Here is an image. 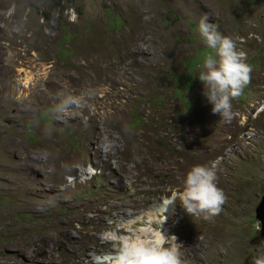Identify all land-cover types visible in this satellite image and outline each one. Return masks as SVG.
Here are the masks:
<instances>
[{
    "label": "rangeland",
    "instance_id": "374dc122",
    "mask_svg": "<svg viewBox=\"0 0 264 264\" xmlns=\"http://www.w3.org/2000/svg\"><path fill=\"white\" fill-rule=\"evenodd\" d=\"M204 15L251 68L229 119L196 78ZM0 46V264H117L159 230L181 264L264 253V0H0ZM199 165L209 221L167 204Z\"/></svg>",
    "mask_w": 264,
    "mask_h": 264
},
{
    "label": "clouds",
    "instance_id": "9594fccd",
    "mask_svg": "<svg viewBox=\"0 0 264 264\" xmlns=\"http://www.w3.org/2000/svg\"><path fill=\"white\" fill-rule=\"evenodd\" d=\"M196 31L209 50L203 58L196 78L202 84L203 95L211 105V112L229 119L231 101L241 95L249 81L251 68L245 62V53L237 50L232 38L222 35L214 23L208 22L207 15L200 18ZM216 180V170L213 167L194 166L184 174L182 190L174 193L167 204L179 200L189 216H201L205 221H209L220 213L225 201L224 193L217 187ZM254 215L259 224L255 210ZM164 219L165 217L160 224ZM260 233L259 224V235L253 237L251 241L264 240ZM167 237L159 230L155 241L126 240L117 257V264H181L175 237L171 236L172 243ZM254 264H264V253L254 258Z\"/></svg>",
    "mask_w": 264,
    "mask_h": 264
},
{
    "label": "bare ground",
    "instance_id": "6f19581e",
    "mask_svg": "<svg viewBox=\"0 0 264 264\" xmlns=\"http://www.w3.org/2000/svg\"><path fill=\"white\" fill-rule=\"evenodd\" d=\"M1 47V46H0ZM1 49V48H0ZM4 50V49H3ZM3 55H5V54H3ZM132 55V54H131ZM143 55V54H142ZM148 55V54H147ZM6 56V55H5ZM8 57V56H7ZM3 61H4V59H2ZM8 60V59H7ZM13 61V60H12ZM10 62V61H9ZM14 62V61H13ZM3 65H4V62H3ZM2 65V66H3ZM10 65H12L11 64V62H10ZM14 65V64H13ZM2 68V67H1ZM7 68V67H6ZM10 68V67H9ZM13 68V67H12ZM11 69V68H10ZM9 70V69H8ZM1 72H2V70H0ZM10 71V70H9ZM8 71V72H9ZM13 72V71H12ZM3 73H4V71H3ZM10 73V72H9ZM9 73H8V75H9ZM101 73V72H100ZM97 74V73H96ZM117 74V73H116ZM115 75V74H114ZM3 76V75H2ZM11 76V75H10ZM11 78V77H10ZM8 79V78H7ZM11 80V79H10ZM113 80V79H112ZM7 81V80H6ZM116 81V80H115ZM1 82H3V81H1ZM93 83V82H92ZM13 84V83H12ZM14 84H15V81H14ZM101 84V83H100ZM92 85V84H91ZM2 86H3V84H2ZM13 86H15V85H13ZM4 87V86H3ZM2 87V88H3ZM17 87V86H16ZM52 87V86H51ZM15 88V87H14ZM11 89V88H10ZM14 90V89H13ZM51 90V89H50ZM54 90V89H53ZM15 92V91H14ZM13 92V93H14ZM52 96V95H51ZM22 103H23V101H22ZM20 106V105H19ZM25 107V106H24ZM9 141H12L11 139L9 140ZM8 141V142H9ZM7 142V143H8ZM13 142V141H12ZM11 142V143H12ZM7 143H4V144H7ZM10 143V142H9ZM8 143V144H9ZM11 145V144H10ZM13 145H14V143H13ZM6 146V145H5ZM7 147V146H6ZM11 147V146H10ZM7 149V148H6ZM10 149V148H9ZM13 149V148H12ZM11 149V150H12ZM87 174V173H86ZM89 176V175H88ZM71 181V180H70ZM169 208V209H168ZM167 209L164 207V206H162V205H158V206H155V207H153V209H154V212H155V214L157 215V214H168V216L170 215V211H171V208L170 207H168ZM152 213V212H151ZM152 215H154V214H152ZM155 216V215H154ZM167 216V215H166ZM150 218V217H149ZM153 219V218H152ZM149 227V226H148ZM144 233V232H143ZM158 233V232H157ZM156 235V234H155ZM155 235H154V237H155ZM158 238V234L156 235V239Z\"/></svg>",
    "mask_w": 264,
    "mask_h": 264
},
{
    "label": "water",
    "instance_id": "95a60500",
    "mask_svg": "<svg viewBox=\"0 0 264 264\" xmlns=\"http://www.w3.org/2000/svg\"><path fill=\"white\" fill-rule=\"evenodd\" d=\"M256 218L260 224V237H264V195L261 197L259 203L255 207ZM257 239L252 240V243H256Z\"/></svg>",
    "mask_w": 264,
    "mask_h": 264
}]
</instances>
